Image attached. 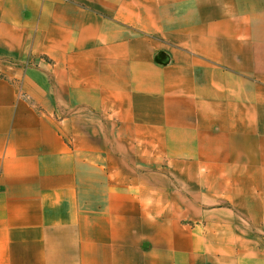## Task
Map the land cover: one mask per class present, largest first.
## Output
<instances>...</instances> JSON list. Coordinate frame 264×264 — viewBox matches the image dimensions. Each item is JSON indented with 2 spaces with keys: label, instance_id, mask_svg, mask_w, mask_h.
I'll return each instance as SVG.
<instances>
[{
  "label": "crops",
  "instance_id": "crops-1",
  "mask_svg": "<svg viewBox=\"0 0 264 264\" xmlns=\"http://www.w3.org/2000/svg\"><path fill=\"white\" fill-rule=\"evenodd\" d=\"M0 264H264V0H0Z\"/></svg>",
  "mask_w": 264,
  "mask_h": 264
}]
</instances>
